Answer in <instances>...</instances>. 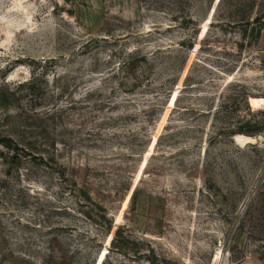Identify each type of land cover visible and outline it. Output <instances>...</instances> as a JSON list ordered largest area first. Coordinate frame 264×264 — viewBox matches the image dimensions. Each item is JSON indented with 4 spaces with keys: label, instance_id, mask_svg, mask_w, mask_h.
Instances as JSON below:
<instances>
[{
    "label": "rangeland",
    "instance_id": "rangeland-1",
    "mask_svg": "<svg viewBox=\"0 0 264 264\" xmlns=\"http://www.w3.org/2000/svg\"><path fill=\"white\" fill-rule=\"evenodd\" d=\"M0 264H264V0H0Z\"/></svg>",
    "mask_w": 264,
    "mask_h": 264
},
{
    "label": "bare ground",
    "instance_id": "bare-ground-1",
    "mask_svg": "<svg viewBox=\"0 0 264 264\" xmlns=\"http://www.w3.org/2000/svg\"><path fill=\"white\" fill-rule=\"evenodd\" d=\"M249 141H250L249 138L242 137V136H237L235 138V144L237 146H241V145L243 146L244 143L249 142Z\"/></svg>",
    "mask_w": 264,
    "mask_h": 264
},
{
    "label": "trees",
    "instance_id": "trees-1",
    "mask_svg": "<svg viewBox=\"0 0 264 264\" xmlns=\"http://www.w3.org/2000/svg\"><path fill=\"white\" fill-rule=\"evenodd\" d=\"M3 146H5L6 148H8V149H10L11 147L9 146V145H3ZM11 150H13V149H11ZM16 150V149H15ZM18 150V149H17ZM60 175V174H59ZM62 175V174H61ZM87 198V197H86ZM88 199V198H87Z\"/></svg>",
    "mask_w": 264,
    "mask_h": 264
}]
</instances>
